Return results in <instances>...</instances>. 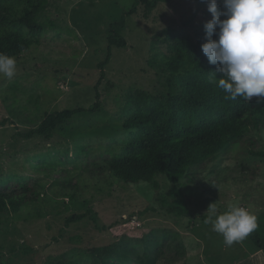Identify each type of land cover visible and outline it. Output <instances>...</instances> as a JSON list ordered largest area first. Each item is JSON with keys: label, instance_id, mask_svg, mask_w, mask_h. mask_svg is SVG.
Returning a JSON list of instances; mask_svg holds the SVG:
<instances>
[{"label": "rangeland", "instance_id": "374dc122", "mask_svg": "<svg viewBox=\"0 0 264 264\" xmlns=\"http://www.w3.org/2000/svg\"><path fill=\"white\" fill-rule=\"evenodd\" d=\"M135 1L54 0L49 16L57 29L15 59L11 79L0 77V183L19 176L46 188L38 202L0 217V264H245L258 255L249 235L229 247L206 223L229 204L256 218L264 212V158L251 156L242 140L181 181L187 217L158 202L173 201L164 177L159 191L108 178L104 158L131 136L123 127L131 99L166 91L150 61L170 56L179 39L205 38L204 24L212 19L201 0H164L152 10L134 9ZM218 8L224 11L223 0ZM123 17L127 47L113 48L98 86L110 29ZM77 109L84 111L58 124L52 139L17 135ZM249 137L264 151V129ZM70 185H78V199L89 201L97 222L66 224L86 211L71 204ZM213 203L215 213L208 211ZM102 251L113 253L99 256ZM257 258L253 264H264L263 255Z\"/></svg>", "mask_w": 264, "mask_h": 264}, {"label": "trees", "instance_id": "16d2710c", "mask_svg": "<svg viewBox=\"0 0 264 264\" xmlns=\"http://www.w3.org/2000/svg\"><path fill=\"white\" fill-rule=\"evenodd\" d=\"M54 0H0V53L18 58L29 51L43 34L55 31L50 19ZM164 0H136L134 9L144 5L154 9ZM125 17L110 29V41L105 60L100 63L101 80L106 77V67L113 57V48H126L124 37ZM207 42L199 37L197 42L179 39L172 53L161 60L152 59L151 66L164 76L165 92L144 93L131 100L135 103L126 109L129 115L124 128L130 136L118 153L104 158L108 178L127 185L150 184L161 189L159 177L171 185L172 199L159 197L158 202L168 213L178 217L190 216L181 181L195 167L205 166L217 158L235 141L249 146L251 156L264 158L250 135L264 129V98L253 97L250 102L237 98L225 99L226 93L210 82L212 73L222 78L217 66L209 64L201 45ZM84 110H64L49 115L36 129L17 133L30 140L35 137L52 139L54 128L73 119ZM0 186V217L14 216L23 206L38 202L46 190L45 185L29 179L10 176ZM69 199L73 207L85 213L72 214L67 225L91 218L97 222L89 201L79 200L78 185H70ZM249 237L257 251L264 252V212L257 217V228ZM113 252L102 251L99 256Z\"/></svg>", "mask_w": 264, "mask_h": 264}, {"label": "clouds", "instance_id": "9594fccd", "mask_svg": "<svg viewBox=\"0 0 264 264\" xmlns=\"http://www.w3.org/2000/svg\"><path fill=\"white\" fill-rule=\"evenodd\" d=\"M201 2L208 4L212 16L204 24L207 42L201 45L202 52L222 74L217 79L212 73L210 82L226 93L225 99L264 98V0H223L224 11L219 10L218 0ZM15 72V58L0 53V77L11 79ZM215 204L208 211L215 213ZM206 223L229 247L257 228L256 216L237 204H229L227 211Z\"/></svg>", "mask_w": 264, "mask_h": 264}, {"label": "crops", "instance_id": "0c3cea01", "mask_svg": "<svg viewBox=\"0 0 264 264\" xmlns=\"http://www.w3.org/2000/svg\"><path fill=\"white\" fill-rule=\"evenodd\" d=\"M257 254H258V255H255V256H254L255 259H253V258H249L248 260H246L247 262H246L245 264H248L251 260H252L251 262H252V264H253V260H256V261H257V259H258L257 257L259 256V254L264 256V252H263V251H259V252H257ZM254 262H255V261H254ZM256 263H257V262H256ZM257 264H258V263H257Z\"/></svg>", "mask_w": 264, "mask_h": 264}]
</instances>
